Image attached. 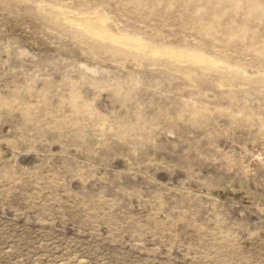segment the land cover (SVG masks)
<instances>
[{"label":"rangeland","instance_id":"obj_1","mask_svg":"<svg viewBox=\"0 0 264 264\" xmlns=\"http://www.w3.org/2000/svg\"><path fill=\"white\" fill-rule=\"evenodd\" d=\"M0 264H264V0H0Z\"/></svg>","mask_w":264,"mask_h":264},{"label":"bare ground","instance_id":"obj_2","mask_svg":"<svg viewBox=\"0 0 264 264\" xmlns=\"http://www.w3.org/2000/svg\"><path fill=\"white\" fill-rule=\"evenodd\" d=\"M68 17L69 21L72 24L82 27L87 33L91 35L100 37L102 39H109L112 42L118 43L120 45L135 47L137 49H143L147 47V44L145 45L144 42H142L140 39L129 36L127 34L122 33V35L121 33H116L117 30L112 25H110V22H108L104 15H102V13H100L99 11L91 13L90 15H77L74 13V15L70 14L68 15ZM152 50L155 52L158 51L155 48H153ZM188 53L184 51L179 52L173 50L166 52V54L170 57L198 61V58L200 56L198 57L197 54L195 55L193 53Z\"/></svg>","mask_w":264,"mask_h":264}]
</instances>
